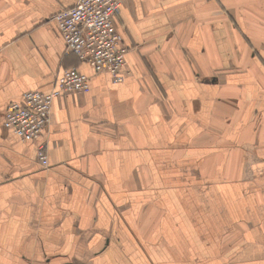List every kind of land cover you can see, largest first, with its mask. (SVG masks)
<instances>
[{
    "label": "crops",
    "instance_id": "0c3cea01",
    "mask_svg": "<svg viewBox=\"0 0 264 264\" xmlns=\"http://www.w3.org/2000/svg\"><path fill=\"white\" fill-rule=\"evenodd\" d=\"M75 2L0 0V264H264V0H125L120 83L66 54ZM71 67L38 141L4 126Z\"/></svg>",
    "mask_w": 264,
    "mask_h": 264
},
{
    "label": "built area",
    "instance_id": "2783aa9c",
    "mask_svg": "<svg viewBox=\"0 0 264 264\" xmlns=\"http://www.w3.org/2000/svg\"><path fill=\"white\" fill-rule=\"evenodd\" d=\"M125 0H76L73 7L62 9L52 20L65 41L66 54L75 55L95 73H110L115 83L124 81L122 70L131 47L117 25V16ZM90 90L87 74L77 67L66 69L50 92L27 91L20 102L10 103L4 126L22 141L36 142L47 132L53 102L63 95H81ZM47 140L38 143L40 163L49 164Z\"/></svg>",
    "mask_w": 264,
    "mask_h": 264
}]
</instances>
